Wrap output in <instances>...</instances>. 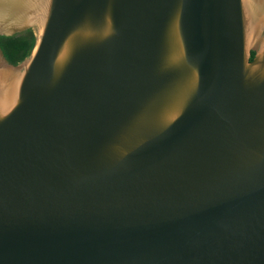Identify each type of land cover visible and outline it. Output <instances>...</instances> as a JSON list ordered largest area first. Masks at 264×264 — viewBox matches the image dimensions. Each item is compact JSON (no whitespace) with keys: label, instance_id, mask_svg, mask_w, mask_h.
Here are the masks:
<instances>
[{"label":"water","instance_id":"1","mask_svg":"<svg viewBox=\"0 0 264 264\" xmlns=\"http://www.w3.org/2000/svg\"><path fill=\"white\" fill-rule=\"evenodd\" d=\"M27 30L0 264H264V0H0Z\"/></svg>","mask_w":264,"mask_h":264},{"label":"trees","instance_id":"2","mask_svg":"<svg viewBox=\"0 0 264 264\" xmlns=\"http://www.w3.org/2000/svg\"><path fill=\"white\" fill-rule=\"evenodd\" d=\"M34 40L31 30L8 37L0 36V49L7 62L11 65H16L29 56ZM252 57L253 53L250 60Z\"/></svg>","mask_w":264,"mask_h":264},{"label":"bare ground","instance_id":"3","mask_svg":"<svg viewBox=\"0 0 264 264\" xmlns=\"http://www.w3.org/2000/svg\"><path fill=\"white\" fill-rule=\"evenodd\" d=\"M249 30H251V31H252V29H249Z\"/></svg>","mask_w":264,"mask_h":264}]
</instances>
